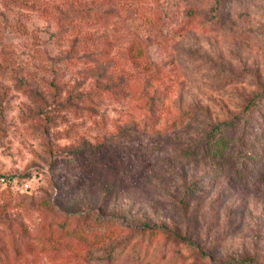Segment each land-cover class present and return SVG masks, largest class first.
Returning a JSON list of instances; mask_svg holds the SVG:
<instances>
[{
    "label": "rangeland",
    "instance_id": "rangeland-1",
    "mask_svg": "<svg viewBox=\"0 0 264 264\" xmlns=\"http://www.w3.org/2000/svg\"><path fill=\"white\" fill-rule=\"evenodd\" d=\"M0 175V264H264V0H0Z\"/></svg>",
    "mask_w": 264,
    "mask_h": 264
},
{
    "label": "built area",
    "instance_id": "built-area-1",
    "mask_svg": "<svg viewBox=\"0 0 264 264\" xmlns=\"http://www.w3.org/2000/svg\"><path fill=\"white\" fill-rule=\"evenodd\" d=\"M0 183L7 185L9 184L11 187L15 185L16 188L21 190H26L29 187V182L27 180H22L19 184L15 177L0 175Z\"/></svg>",
    "mask_w": 264,
    "mask_h": 264
},
{
    "label": "trees",
    "instance_id": "trees-1",
    "mask_svg": "<svg viewBox=\"0 0 264 264\" xmlns=\"http://www.w3.org/2000/svg\"><path fill=\"white\" fill-rule=\"evenodd\" d=\"M93 18H98L97 16H93ZM227 121H220V122H218V123H216L214 126L215 127H218L219 125H221V124H224V123H226ZM11 176V175H10ZM8 186H10L9 184H7ZM7 185H5V186H7ZM113 237V236H112ZM111 238V237H110ZM245 263V261H240V264H244Z\"/></svg>",
    "mask_w": 264,
    "mask_h": 264
}]
</instances>
